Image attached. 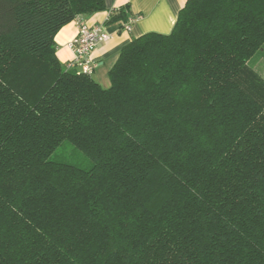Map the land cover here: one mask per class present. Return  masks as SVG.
<instances>
[{"label": "trees", "instance_id": "16d2710c", "mask_svg": "<svg viewBox=\"0 0 264 264\" xmlns=\"http://www.w3.org/2000/svg\"><path fill=\"white\" fill-rule=\"evenodd\" d=\"M105 9L0 0V264H264V0H188L107 89L55 43ZM64 141L93 167L50 161Z\"/></svg>", "mask_w": 264, "mask_h": 264}, {"label": "crops", "instance_id": "0c3cea01", "mask_svg": "<svg viewBox=\"0 0 264 264\" xmlns=\"http://www.w3.org/2000/svg\"><path fill=\"white\" fill-rule=\"evenodd\" d=\"M104 11L81 16L64 26L56 35V55L62 64L74 58L70 42L77 36L79 23L89 28L101 26L111 35L106 43H101L92 54L96 64L92 78L104 89L110 87L109 72L118 60L121 50L134 38L148 33L170 34L177 21L179 12L188 0H104ZM128 7L133 19L129 31L126 22L110 23L121 8Z\"/></svg>", "mask_w": 264, "mask_h": 264}, {"label": "built area", "instance_id": "2783aa9c", "mask_svg": "<svg viewBox=\"0 0 264 264\" xmlns=\"http://www.w3.org/2000/svg\"><path fill=\"white\" fill-rule=\"evenodd\" d=\"M133 19L126 22V30L129 31ZM111 39L101 26L89 28L84 23H79L77 36L70 42L69 47L74 53V58L66 64L68 69H75L77 72L92 76L97 67L92 54L101 43H106Z\"/></svg>", "mask_w": 264, "mask_h": 264}, {"label": "rangeland", "instance_id": "374dc122", "mask_svg": "<svg viewBox=\"0 0 264 264\" xmlns=\"http://www.w3.org/2000/svg\"><path fill=\"white\" fill-rule=\"evenodd\" d=\"M250 66L264 79V45L250 60ZM52 162L65 163L89 170L93 162L68 141H64L49 158Z\"/></svg>", "mask_w": 264, "mask_h": 264}]
</instances>
